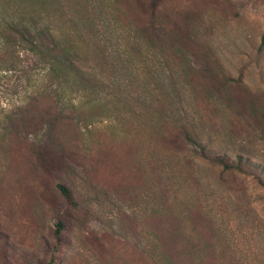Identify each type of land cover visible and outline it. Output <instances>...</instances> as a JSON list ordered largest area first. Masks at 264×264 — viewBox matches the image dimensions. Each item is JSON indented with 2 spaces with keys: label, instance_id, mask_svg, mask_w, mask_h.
<instances>
[{
  "label": "rangeland",
  "instance_id": "obj_1",
  "mask_svg": "<svg viewBox=\"0 0 264 264\" xmlns=\"http://www.w3.org/2000/svg\"><path fill=\"white\" fill-rule=\"evenodd\" d=\"M14 1L109 92L58 116L31 59L0 71V264H264V0H160L178 74L133 48L151 0ZM178 119L238 171L165 139Z\"/></svg>",
  "mask_w": 264,
  "mask_h": 264
},
{
  "label": "trees",
  "instance_id": "obj_2",
  "mask_svg": "<svg viewBox=\"0 0 264 264\" xmlns=\"http://www.w3.org/2000/svg\"><path fill=\"white\" fill-rule=\"evenodd\" d=\"M114 2L115 0H113ZM159 2L160 0L150 1L145 13L144 26L137 25L139 24L138 18L127 17L125 21L128 26L127 31L132 33L133 38L140 43L137 45L135 42L133 48L144 47L168 66L173 62L174 65H171V68L178 74V69L182 70L184 61L180 57V52L172 50L165 41L166 26L156 16ZM143 32L145 35L147 33L146 37ZM179 38L188 40L185 34ZM261 46H264V34L260 39ZM20 53L27 58V61L30 59L33 61L35 70L41 77L37 92L28 95L29 100L36 102L38 99L46 97L58 116L65 114L67 106H72L74 109V99L92 102L101 100L105 94L108 95L109 86L86 70L84 59L73 42L70 32H67L66 35L60 33L47 16L22 13L21 5L14 0H0V71L14 70L17 64L13 60ZM184 66L187 67L186 64ZM66 94L70 97L67 98ZM163 116L164 121L170 120L169 112L164 113ZM172 123L174 125L173 132L169 133L165 139H169L173 144L180 142L185 148L191 147V152L199 154V157L210 166L220 167L223 172L238 171L236 166L240 162L239 157L235 166L221 157H210L203 152L204 149L199 145L197 135L186 121L178 119ZM50 131V127H48L45 130V135L49 136ZM59 190L66 196L64 188L59 187Z\"/></svg>",
  "mask_w": 264,
  "mask_h": 264
}]
</instances>
